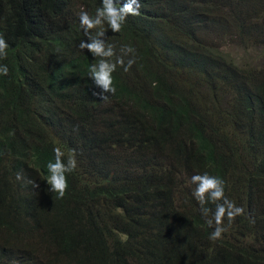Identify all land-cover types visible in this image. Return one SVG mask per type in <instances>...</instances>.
<instances>
[{
  "label": "trees",
  "instance_id": "trees-1",
  "mask_svg": "<svg viewBox=\"0 0 264 264\" xmlns=\"http://www.w3.org/2000/svg\"><path fill=\"white\" fill-rule=\"evenodd\" d=\"M139 3L103 25L124 65L102 101L79 48L102 0H0V264H264V0ZM57 147L77 162L62 198ZM204 173L244 209L217 240L192 195Z\"/></svg>",
  "mask_w": 264,
  "mask_h": 264
},
{
  "label": "clouds",
  "instance_id": "clouds-1",
  "mask_svg": "<svg viewBox=\"0 0 264 264\" xmlns=\"http://www.w3.org/2000/svg\"><path fill=\"white\" fill-rule=\"evenodd\" d=\"M141 5L139 0H125L123 4L117 3L115 0H102V6L97 7L95 16L90 15L87 11L82 10L79 13L80 27L83 29L87 42L81 40L79 48L87 49L94 57L99 58L95 63L89 67V77L93 80L95 86L102 91L94 93L99 95L102 101L109 99L108 93L115 94L116 89L113 86V73L116 71L117 64L124 65L122 58H117L116 62H112L109 58L115 55L114 46L106 44L104 39L105 31L102 30L104 23H107L109 28L118 33L121 31L123 24L127 17L140 15ZM94 29H101L93 34ZM8 44L2 34H0V58L7 57ZM124 55L135 52V49L130 45H124L121 48ZM135 63L134 59H129L125 71H127ZM9 68L6 64L0 65V75L7 76ZM55 162H48L47 169L50 175L47 178V183L50 185V190L58 193L62 198L68 188L67 173L75 170L77 162L73 157H69L65 163L64 153L59 147L54 149ZM17 179H22V174H17ZM191 181L196 185L192 195L199 202L201 206V213L206 218V223L211 227L215 224V229L210 235V240H217L221 238L222 234L227 231L223 226L225 217L228 224L234 221L237 216L244 214V209L238 207L234 201L225 196L224 181L218 177L209 175L208 173L196 174L191 177ZM34 187H39L34 183ZM211 201L215 204V211L209 218V213L212 211L205 205ZM222 201V202H220Z\"/></svg>",
  "mask_w": 264,
  "mask_h": 264
},
{
  "label": "rangeland",
  "instance_id": "rangeland-1",
  "mask_svg": "<svg viewBox=\"0 0 264 264\" xmlns=\"http://www.w3.org/2000/svg\"><path fill=\"white\" fill-rule=\"evenodd\" d=\"M227 39L225 40V42L226 41H228L229 39H230V35L229 36H227L226 37ZM237 42H239V39L237 38V37H233V39L232 40H230V44L229 45H227V48H229L230 49V51H232V49L234 50V52L235 53H237V54H239V55H241V56H244V52H243V50H242V48L240 47V48H236L235 46V44L237 43ZM238 44V43H237ZM255 51V49H251L250 51H249V53L250 52H253V56L251 57V58H253L254 57V60H253V62H255V64L257 65H260V62H262V58H261V54H260V51H258V52H254ZM252 55V54H251ZM255 55V56H254ZM257 65V66H258Z\"/></svg>",
  "mask_w": 264,
  "mask_h": 264
}]
</instances>
